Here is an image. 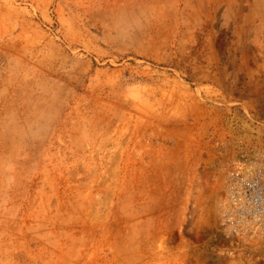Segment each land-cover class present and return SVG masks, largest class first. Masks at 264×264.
I'll use <instances>...</instances> for the list:
<instances>
[{
	"label": "rangeland",
	"instance_id": "374dc122",
	"mask_svg": "<svg viewBox=\"0 0 264 264\" xmlns=\"http://www.w3.org/2000/svg\"><path fill=\"white\" fill-rule=\"evenodd\" d=\"M0 264H264V0H0Z\"/></svg>",
	"mask_w": 264,
	"mask_h": 264
},
{
	"label": "bare ground",
	"instance_id": "6f19581e",
	"mask_svg": "<svg viewBox=\"0 0 264 264\" xmlns=\"http://www.w3.org/2000/svg\"><path fill=\"white\" fill-rule=\"evenodd\" d=\"M246 184L247 182L243 180L242 184L240 185L241 188H243L246 191ZM255 187V186H254ZM252 189V188H251ZM251 194L253 195H249V197L246 195L244 196L243 193L239 190V195H237L235 193V190L233 191V199H234V203L233 204H244L245 200L247 201L248 204H255L256 206L260 205V198H256V195H258L257 191L255 192V190L253 189ZM241 197H245V200ZM254 206V205H253ZM255 206V209H256ZM253 209L254 212H256V210Z\"/></svg>",
	"mask_w": 264,
	"mask_h": 264
},
{
	"label": "built area",
	"instance_id": "2783aa9c",
	"mask_svg": "<svg viewBox=\"0 0 264 264\" xmlns=\"http://www.w3.org/2000/svg\"><path fill=\"white\" fill-rule=\"evenodd\" d=\"M254 186H255V185H254ZM254 186H253V185L251 186V188H252V189H251V192H252V190L254 189L255 192L257 191V193H258L257 186H255V187H254ZM258 196H259V193H258Z\"/></svg>",
	"mask_w": 264,
	"mask_h": 264
}]
</instances>
